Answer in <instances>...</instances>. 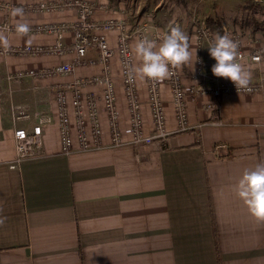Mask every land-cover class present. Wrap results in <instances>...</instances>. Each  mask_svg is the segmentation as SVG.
<instances>
[{"label": "crops", "instance_id": "obj_1", "mask_svg": "<svg viewBox=\"0 0 264 264\" xmlns=\"http://www.w3.org/2000/svg\"><path fill=\"white\" fill-rule=\"evenodd\" d=\"M14 1L25 4L31 0ZM92 1L95 19L119 16L123 10L132 29L147 21L148 37L164 22L163 9H157L160 0L152 13L138 9L146 0H138L136 5L131 0ZM76 15L77 9L72 8L31 12L23 18L9 14L7 21L15 25L22 19L32 27L69 22ZM3 17L0 12V20ZM175 25H179L176 20ZM192 31L193 26L189 36L192 60L181 66L189 129L148 144L110 146L109 125L102 113L105 146L65 154L54 94L71 88L74 76L8 78L18 71L73 59L71 30L64 33L65 55L0 56V217L7 218L0 226V264H264V222L249 213L235 191L244 170L264 160V89L256 94L224 95L216 109L208 107L210 98L206 96L193 98L190 89L196 58L206 60L210 77L205 85L214 83L211 68L215 60L209 55V43L198 44ZM5 35L10 45H51L57 38L55 33L34 30L28 36L17 35L15 30ZM137 41L131 40L132 49ZM110 43L117 47L112 35ZM259 46H264V35L243 29L242 48L250 53ZM134 57V67L140 66L135 53ZM97 58V50L90 49L86 61ZM112 64L120 125L128 139L130 118L118 56ZM242 64L252 72L253 82L264 73V60L245 58ZM100 72L99 64L84 63L75 76ZM167 83L162 80V98L167 127L173 130L177 125ZM138 89L143 104H148L145 78L138 77ZM87 91L98 94L96 88ZM18 105L26 106L29 119L14 121L12 110ZM148 114L151 120L150 111ZM41 117L51 119L44 124L41 153L15 164V128H29Z\"/></svg>", "mask_w": 264, "mask_h": 264}, {"label": "built area", "instance_id": "obj_2", "mask_svg": "<svg viewBox=\"0 0 264 264\" xmlns=\"http://www.w3.org/2000/svg\"><path fill=\"white\" fill-rule=\"evenodd\" d=\"M13 7H23L24 14L53 13L66 9H77L76 18L69 22H44L30 26L31 30L43 33H55V43L51 45H11L10 50L5 52L0 46V56H48L65 55L68 48L63 44L64 33L72 31V42L69 50L75 53L73 59L62 62L52 67L31 68L26 72L18 71L9 75V79H19L24 75H30L39 79L56 76H71L73 81L71 88L60 89L55 92L54 103L56 106V123L63 153L68 154L74 150L90 151L101 149L105 146L103 140L102 113L106 114L109 125V145L119 146L126 142L131 144H148L155 139H163L172 132L186 131L189 129L188 101L186 88L184 86V73L181 67L171 69L175 74L166 79L172 93L174 118L176 129L167 127V116L162 98V81L145 78L147 100L151 115L150 133L146 132L142 100L138 89V77L129 78V69L134 67V52L131 39L138 40L147 36L148 27L139 22L130 29V17L125 11H120L119 16H111L105 19H95L96 5L92 0H31L25 4L14 0H0V12L4 17L0 20V27L8 25L10 34L15 30L7 20ZM168 31L154 30L153 37L160 41ZM116 36L117 47L110 43V34ZM227 33L232 39L238 41L240 62L249 58L252 62L264 60V46L255 48L253 52L247 53L242 48L243 28L240 25L227 27L223 25V34ZM194 39L200 44L202 41L208 43L217 34L209 29L204 22L194 23L192 31ZM222 34V35H223ZM90 49L98 52L97 59L86 61V55ZM118 56L121 84L124 99L130 114L128 139L124 136L120 125L121 111L118 104L119 93L113 77V59ZM99 64L101 72L87 77L75 76L76 69L80 64ZM216 63V61H215ZM194 85L190 89L193 98L206 96L210 98L208 107L216 109L219 100L227 94H256L264 89V73L256 82L251 81L250 91H237L234 83L230 80L220 79L213 76L212 85H205L204 81L210 77L206 71V60L198 56L195 70L192 73ZM88 88L98 89V94L87 91ZM12 117L14 121L26 120L31 117L26 106H13ZM51 121L48 117H41L31 127H17L14 130V143L16 149V162L20 163L28 157L39 155L43 148L44 124Z\"/></svg>", "mask_w": 264, "mask_h": 264}, {"label": "clouds", "instance_id": "obj_3", "mask_svg": "<svg viewBox=\"0 0 264 264\" xmlns=\"http://www.w3.org/2000/svg\"><path fill=\"white\" fill-rule=\"evenodd\" d=\"M10 14L12 17L23 18L24 9L13 7ZM8 31V25L0 27V46L5 52H8L11 47L5 35ZM30 32L28 22L22 19L17 21L15 24L17 35L28 36ZM159 40L157 44L156 39L145 36L135 43L133 50L141 64L129 69L130 79L139 77L162 81L175 74L171 69L187 65L192 60L189 36L179 25L171 26ZM208 51L216 61L211 68L214 76L230 79L238 92L250 91L252 72L240 62L238 41L232 39L227 33L223 35L217 33L209 42ZM235 191L247 206L249 213L257 221L264 222V160L257 163L254 168L244 170L235 185ZM6 219V217H0V226H3Z\"/></svg>", "mask_w": 264, "mask_h": 264}, {"label": "rangeland", "instance_id": "obj_4", "mask_svg": "<svg viewBox=\"0 0 264 264\" xmlns=\"http://www.w3.org/2000/svg\"><path fill=\"white\" fill-rule=\"evenodd\" d=\"M131 1L134 3V5H136L138 0H131ZM146 1L148 2L147 3L145 2L146 4H144V6H141V8L138 9L139 10L144 9L143 13L144 12L152 13L151 9L155 5V3L159 2V0H146ZM160 1L162 3L160 4V6H158L157 9L159 10L163 9L161 12H164L163 13L164 22L162 23L160 22L161 25L159 26L156 25V26H158L160 29L165 31H169L170 27L174 26L175 20L179 22V25L180 24L182 26L186 25V27L189 30H191L194 23L204 22V19L209 15L218 16L221 20H223V23L226 25H235V24L240 25L245 21V19H248L252 16H255L260 20L264 19V3L253 9L252 7H250V3H251L250 0H185L184 2L182 0H160ZM141 23L142 25H147V21L143 20ZM246 30H249V28H247ZM153 34L154 32L152 33V37ZM111 35L116 40L115 34L111 33L110 36ZM142 105L144 111L145 127L147 131L149 129L147 127H150L149 124L150 117L148 114V112L150 111L148 107L149 104L145 102L143 104L142 102ZM128 118H130L129 114H128ZM167 121H168V117H167Z\"/></svg>", "mask_w": 264, "mask_h": 264}, {"label": "trees", "instance_id": "obj_5", "mask_svg": "<svg viewBox=\"0 0 264 264\" xmlns=\"http://www.w3.org/2000/svg\"><path fill=\"white\" fill-rule=\"evenodd\" d=\"M183 2L185 0H182ZM250 7L255 9L257 6L261 5L262 2H258L255 0H250ZM136 17V16H135ZM205 25L211 29L212 31H215L219 33L220 35L223 34V20H221L218 16L216 15H209L204 19ZM240 26L245 30L249 28V31L252 34H255L257 32H261L264 35V19H258L255 16H252L248 19H245V21L240 24ZM180 27L190 36L191 30H189L186 25H180Z\"/></svg>", "mask_w": 264, "mask_h": 264}, {"label": "water", "instance_id": "obj_6", "mask_svg": "<svg viewBox=\"0 0 264 264\" xmlns=\"http://www.w3.org/2000/svg\"><path fill=\"white\" fill-rule=\"evenodd\" d=\"M255 1H258V2H262V3H264V0H255Z\"/></svg>", "mask_w": 264, "mask_h": 264}]
</instances>
